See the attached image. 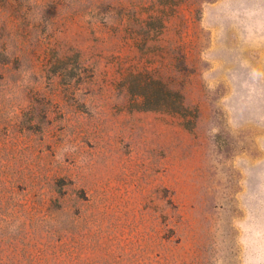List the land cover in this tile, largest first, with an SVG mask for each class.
I'll return each mask as SVG.
<instances>
[{
  "label": "rangeland",
  "instance_id": "1",
  "mask_svg": "<svg viewBox=\"0 0 264 264\" xmlns=\"http://www.w3.org/2000/svg\"><path fill=\"white\" fill-rule=\"evenodd\" d=\"M0 264H264V0H0Z\"/></svg>",
  "mask_w": 264,
  "mask_h": 264
},
{
  "label": "trees",
  "instance_id": "2",
  "mask_svg": "<svg viewBox=\"0 0 264 264\" xmlns=\"http://www.w3.org/2000/svg\"><path fill=\"white\" fill-rule=\"evenodd\" d=\"M175 100H176V93H172L169 89H165V92L163 95V101H164L163 103L167 107V109H172V110L173 109H182V110L187 109V107L184 104H182L180 101L178 102L179 105L175 106L176 105Z\"/></svg>",
  "mask_w": 264,
  "mask_h": 264
}]
</instances>
